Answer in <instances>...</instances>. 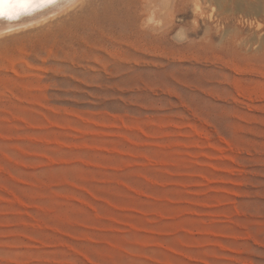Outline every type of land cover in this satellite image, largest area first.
<instances>
[{"label": "rangeland", "instance_id": "rangeland-1", "mask_svg": "<svg viewBox=\"0 0 264 264\" xmlns=\"http://www.w3.org/2000/svg\"><path fill=\"white\" fill-rule=\"evenodd\" d=\"M220 1L0 36V264H264V0Z\"/></svg>", "mask_w": 264, "mask_h": 264}, {"label": "bare ground", "instance_id": "bare-ground-1", "mask_svg": "<svg viewBox=\"0 0 264 264\" xmlns=\"http://www.w3.org/2000/svg\"><path fill=\"white\" fill-rule=\"evenodd\" d=\"M82 1L84 0H59L57 3L46 4L28 3L25 0H12V2L5 0L4 3H0V12L4 13L0 17V36L53 19ZM223 1L228 2L229 0L220 2ZM38 9L42 11H37Z\"/></svg>", "mask_w": 264, "mask_h": 264}, {"label": "snow or ice", "instance_id": "snow-or-ice-1", "mask_svg": "<svg viewBox=\"0 0 264 264\" xmlns=\"http://www.w3.org/2000/svg\"><path fill=\"white\" fill-rule=\"evenodd\" d=\"M5 0H0V3H4ZM8 2H12V0H8ZM25 2L28 3H32V2H42V3H46V4H52V3H57L59 2V0H25ZM37 11H42V10H37ZM4 15L3 12H0V17H2Z\"/></svg>", "mask_w": 264, "mask_h": 264}]
</instances>
